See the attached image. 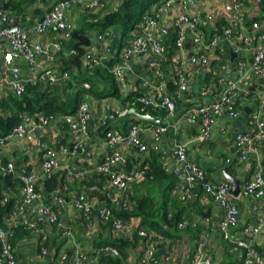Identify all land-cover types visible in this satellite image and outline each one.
<instances>
[{
    "label": "built area",
    "instance_id": "obj_1",
    "mask_svg": "<svg viewBox=\"0 0 264 264\" xmlns=\"http://www.w3.org/2000/svg\"><path fill=\"white\" fill-rule=\"evenodd\" d=\"M77 1L56 0L52 8L30 29L13 23L10 14L0 5V46L3 43L7 44L1 61L2 70L7 77L11 92L17 97H21L28 83H32L23 75L19 64L21 62L25 61L32 70L36 67L40 68V71L35 74L34 81L42 83L45 87L50 85L62 87L71 79L70 71L58 65L55 56L56 52L63 51L62 43H55L52 48L55 50L52 51L48 45L37 41L35 35L47 33L54 28L70 38L75 26L68 20L67 11ZM179 1L183 11L173 17L170 22L166 23L163 17L168 15V5L175 0H169L160 6H153L144 15L122 50L120 63L114 64L111 71L115 74L117 81L123 83L125 82L124 70L128 67L129 60L146 55L152 57L150 67L160 69L166 59L170 36L174 34L176 37L174 46L177 50L184 51L187 44L191 45L187 58L180 62L174 72L172 86L175 87V93L183 94L187 99L193 100L198 96L201 99L198 103L193 102L183 114L187 123L198 124L196 139L198 141L210 139L218 119H237L245 114L248 128L237 131L233 135L232 145L235 149L236 160L232 161L229 157L227 163L234 162L239 165L252 157L260 159L261 145L264 143V98L259 99L260 103L249 114L245 113L240 100L252 99L254 79H264V26L259 20H255L252 28L258 30L257 36L240 37V34L238 35L229 23L221 27L217 26L218 13L214 9L205 12H190V0ZM251 1L234 0L235 15L238 19H240V11ZM81 3L87 11H98L105 8L104 0H81ZM112 39L111 29L96 35V40L104 43V51L99 54L88 52L85 55V67L104 66V63L113 58ZM242 50L252 53L248 70H246L247 63L240 61ZM71 53L75 54V50H71ZM232 53L237 54L236 58L233 59ZM40 56L43 57L42 60H39ZM216 61H218L217 65ZM193 67L201 69L205 75L211 77L210 83H205L199 90L194 89L189 81L188 69ZM233 69L238 76L230 78L228 75ZM83 85L86 88L90 87L88 82ZM141 87L144 91L138 97L134 96L124 104L121 112H108L107 116L100 118L94 124L95 128L107 126L110 121H115L128 109L136 107L137 103H140L138 108L143 113L151 112L149 108L155 111L166 110L167 114L164 117L153 114L166 122V125H145L133 120L127 126V135H124L118 128H112L106 133V139L111 145L120 143L122 146L105 156L91 169L79 168L75 163L66 165L67 178L76 181L93 174L106 175L113 201L118 204L122 203L125 209H132L135 203L131 199L134 185L145 179L146 169L140 167L127 169L130 153L147 154L151 150L157 151L161 153L165 169L173 173L178 180L171 191L172 195L182 202H187L193 198L196 184L201 182L204 188L202 199L211 200L222 209L219 228L223 238L232 245V251L241 256L242 262L239 264H264V257L257 248V238L264 232V220L245 224L237 238H234L232 234L240 224L241 210L238 199L243 195L255 199L264 197V167H259L254 171L251 178L245 182L240 195L236 197L231 193L232 184L229 180L224 179L217 185L211 184L207 180L205 169L189 159L188 143L177 142L169 150L163 143L171 127L170 120L177 113L171 85L165 79L153 83L152 79L145 77ZM90 118V105L88 100H84L76 118L80 136L71 148L68 146L63 148V152L71 159L79 155L92 156L87 143V140L91 138ZM56 119L57 117L53 115L42 113L34 116L25 115L24 122L10 134L0 136V147H5L9 139L26 137L32 120H37L39 127L47 128ZM149 131L151 139L147 141L142 133ZM38 145L41 150L39 171L36 172L24 165L18 166L13 161L2 167L4 174L17 176L22 186L12 213L4 219V224L0 225V264H19L16 256L17 250L12 242L14 231L18 227H25L41 235L40 218L51 227L57 226L62 237L71 238L74 234L73 226L61 219L65 208V197L58 190L51 193L45 190V181L61 167L56 145L43 138L38 140ZM64 190L68 191V188L64 187ZM8 200L9 195L6 194L4 202ZM73 204L84 220L87 235L91 234L101 220L110 222L115 236H123L127 231L131 240L135 232L138 234L142 251L139 258L140 264H165L173 259L177 244L171 237L150 230L141 223L136 226V229H132L128 221L113 214L112 208L86 193H76L73 196ZM189 222L185 218L179 223V228L184 229ZM42 235L41 240L45 241L46 237ZM160 244L166 247L162 255L159 254ZM42 251L41 256H46L49 252L45 246L42 247ZM102 254L120 256L119 251L111 245L95 247L91 251L75 242L71 253H61L59 261L62 264H107L101 261ZM192 264H216L213 255L206 248V240L198 243Z\"/></svg>",
    "mask_w": 264,
    "mask_h": 264
},
{
    "label": "crops",
    "instance_id": "obj_2",
    "mask_svg": "<svg viewBox=\"0 0 264 264\" xmlns=\"http://www.w3.org/2000/svg\"><path fill=\"white\" fill-rule=\"evenodd\" d=\"M56 0H0V5L10 14L11 21L13 23L20 24L25 29H30L35 26L37 22L45 15L55 3ZM106 1L105 10L101 11H87L84 9L81 0L68 9L67 17L70 22L75 26V29L79 30L83 27H87L89 23L97 21L98 16H103L107 13L115 12L119 9L123 0H104ZM263 1V0H262ZM262 1L252 0L246 7L240 11V19L235 15L234 0H190L189 11L190 12H205L209 9H214L217 15V26L221 27L228 23L232 25L235 32L240 37L253 36L256 37L258 30L252 28V23L255 20H259L264 26V10L262 7ZM183 11L182 4L179 0H175L168 5V15L163 17L164 21L170 22L173 17L177 16ZM113 31V39L111 40L114 55L110 61H115L114 64H118L122 58V50L130 39L129 36L123 37L121 27H110ZM96 33L91 35V52L95 54L102 53L104 51V43L96 40L97 31H86L84 35L90 33ZM131 37V35H130ZM37 41L48 45L50 50L54 47V44L61 42L63 51L60 53L59 58H65L66 60L73 59L75 54L71 53L73 45L68 48L70 43L73 44L75 40L65 37L57 29L52 28L49 32L44 34H36ZM171 41V40H170ZM168 42L166 59L162 63L160 69L150 67L152 57L150 55L140 56L129 60L128 67L124 70L125 82H119L121 97H104L98 98L92 94H88L85 100H88L90 105L91 118L89 121L91 138L87 140L88 148L92 151L91 157H85L79 155L73 159L69 158L67 154L63 152V148L71 145L78 139L77 130L73 127V123L69 122V127L64 125V119L66 117L59 116L54 120L47 128L39 127V122L36 117L29 124V133L26 137L13 138L7 141L5 147H0V163L2 161L15 162L16 165L28 166L34 171L40 170L41 165V150L38 145L40 138L46 139L56 145L58 150V160L60 163L59 173H65V166L75 165L82 169H91L94 165L100 162L105 156L112 153L115 149L122 146L118 143L111 145L102 133L101 127L95 128V123L102 117L107 116L108 112H121L124 108V99L130 94L143 92L141 87L142 80L146 78L152 79L153 83H157L160 79H165L168 83H172L174 78V72L180 65L181 61L187 58L190 53L191 45L187 44L184 51L177 50L174 46V42ZM66 45V46H65ZM6 43L0 46V103L12 94L8 83L7 77L2 70V56L4 54ZM53 51V50H52ZM42 56L39 60H42ZM58 58V59H59ZM236 58V57H235ZM252 59V53L248 50L240 51V61L247 63L246 70H248ZM22 67V73L26 79H30V84L35 85V77L40 68L30 69L28 64L24 61L19 63ZM58 65H62L57 61ZM218 64V61L215 62ZM71 74L78 73L80 70L73 65H70ZM85 65L82 66V70ZM189 81L194 89L199 90L202 85L206 83L205 73L197 68L193 67L188 69ZM238 73L233 69L228 77H237ZM72 79V78H71ZM74 83V80L72 81ZM29 84V83H28ZM252 99L240 100L243 104V109L246 108L251 112L260 103L261 98H264V79H254ZM61 88V87H60ZM68 91H72L69 89ZM176 99H178L177 113L174 118L170 120L171 127L175 129V132L167 133L163 141L168 150L177 142L188 143L189 159L199 163L206 171L207 180L213 185L219 184L225 179L223 170L228 167L230 174L240 178L242 180L241 187L243 188L246 181H248L253 175L254 171L259 167H264V143L261 145L260 159L250 158L245 163L234 164L227 163V158H232V161L236 160L235 149L232 145L233 135L237 131H241L248 128L247 116L244 114L237 119L220 118L216 121L215 128L212 135L207 141H198L196 139L198 133L197 123H187L184 119V112L189 108L193 102H200V97L191 100L187 99L183 94L174 93ZM243 98V97H242ZM246 113V111H245ZM249 114V113H246ZM69 119H76L77 117L67 116ZM112 122V121H110ZM114 128H118L114 125ZM143 137L150 141V131L142 133ZM150 156L149 153L144 155H137L133 152L130 153L131 168H145L147 171L146 178L138 183L137 188L139 195L145 194L151 196L154 199L155 206H161L162 203L167 200L166 207L171 212L172 209L177 211H183V216H188L189 224L184 229H177L164 224V228H168L173 236L171 237L177 244V248L174 252V257L170 262L165 264H192L193 254L201 240H206V248L213 255L216 264H239L242 262L241 256L232 251L231 244L226 241L219 228V223L222 217V209L213 201H205L202 199L203 186H198L194 191L193 198L188 203H175L174 197L170 194L167 199L165 198L169 187L173 184V177L168 176L164 179L153 178L149 171L152 169L149 163H145L146 158ZM95 175V174H94ZM13 180L16 179L13 176ZM88 179V178H87ZM102 181L95 178L88 180V184H80L77 186L71 185L70 191L64 190L63 185L57 190L65 197V208L61 219L64 222L70 223L73 226V236L71 238L62 237L59 233L60 230L57 227H51L42 218L39 219V227L42 234L45 235L46 240L42 241V234L30 232L22 236L16 241V250L19 255V264H62L59 261L58 255L63 252L71 253L74 248V243L77 242L81 247L93 251L97 247L98 243H104L109 238H129L128 232H124L123 236H116L110 234L108 226L103 223H98L91 231L90 235H87L83 219L78 210L75 209L73 204V196L80 191L87 192L90 197H93L99 202L106 201L111 198L112 193L108 188L107 181L101 185ZM201 185V184H200ZM83 187V188H82ZM18 196L20 195L21 187L18 185L15 187ZM56 190V191H57ZM115 202V201H113ZM238 204L241 210L240 224L238 229L233 231V237L240 236L241 228L250 222H257L264 220V197L255 199L249 196H241L238 199ZM159 222H163V218L160 215H156L152 218ZM132 229H136V226L142 223V217L133 215L128 220ZM135 232V231H134ZM130 239V238H129ZM134 239V238H133ZM134 242V245L130 246L128 252L129 264H138V260L142 254L139 237ZM258 247L264 254V232L257 238ZM48 248L47 255L41 256L42 247ZM165 245L160 244V251L165 250ZM58 257V258H57Z\"/></svg>",
    "mask_w": 264,
    "mask_h": 264
},
{
    "label": "trees",
    "instance_id": "obj_3",
    "mask_svg": "<svg viewBox=\"0 0 264 264\" xmlns=\"http://www.w3.org/2000/svg\"><path fill=\"white\" fill-rule=\"evenodd\" d=\"M168 1L169 0H123L122 4L119 6V9L117 11L107 13L103 16H98L97 21L89 23L87 27H83L78 31L80 33H84L86 31L89 32L97 31L98 34H100V33H105L107 30L110 29V27L115 26V27H121L122 34L124 35L123 37L129 36L130 38L132 31L136 28L138 24L141 23L144 15L148 11H150L153 6L156 5L160 6L166 4ZM262 7L264 10V0L262 1ZM105 8H106V1H105ZM105 8H103L102 10H105ZM99 11L101 10H98V12ZM175 39H176L175 35L172 34L170 36L171 41L170 40L169 41L175 42ZM70 40L72 41V39ZM72 45H73V41L67 47L71 48ZM114 62L115 61H107L106 63H104V66H96L95 68L85 67L83 70L81 69L78 73H74V74L72 73L71 74L72 79H70L61 88L59 86H54V85L45 87V85H43L42 83H36L35 85L28 84L25 93L21 97H17L15 94L12 93L10 96H8L0 103V136H7L8 134H10L18 125L24 122L25 115L34 116L37 113H42L44 115H53L55 117L64 116L66 117L64 119V125L66 127L67 126L69 127L70 121L69 118H67V116L74 115L77 117L80 106L82 102L85 100L86 95L88 94H92L98 98H104L110 96L121 97L119 83L115 77V74L111 71ZM70 69L71 67L68 66L67 70L70 71ZM205 79H206V83H210L211 81L210 75H206ZM73 80L74 83L72 82ZM85 82H88L90 84L89 88H86L83 85ZM169 84L171 85L174 94L175 87L172 86V83ZM69 89H72V91H68ZM140 94H141L140 91H138L137 93L130 94L128 97L124 99V104L128 103L132 99V97L134 96L138 97ZM175 101L177 105L178 99L175 98ZM135 106L140 107V103H137ZM148 110H150L152 114L160 115L162 117H164L167 114L166 110L164 109L155 111L149 108ZM111 123L112 122H109L107 126H104L102 128L103 130L102 133L104 135H106V133L109 130L115 127ZM170 131L173 133L175 132V129L173 127H170L168 133H170ZM149 154L150 156L146 158L145 163L150 164V167L152 169L149 171V174L153 178L164 179L165 177L168 176H172L174 178L173 184L171 188L169 187L168 193L165 197L167 199V197H169L170 194L172 195L171 191L173 190L178 180L173 173L165 169L163 165L161 153L151 150ZM137 155H144V154H137ZM130 158L131 157H129L127 164V169L129 170L131 168ZM6 165H7V161L5 160L2 161V163H0V225L4 224V219L8 215H10V213H12L13 208L19 199V196L15 194V192L17 193L15 187L17 185L19 187L22 186V183L17 176H15L16 177L15 180H13L14 178L12 174H8L9 179L5 178V174L3 173L2 167ZM58 171L45 181V190L47 193L55 192L62 185L64 187H67L68 190L70 191L71 185L77 186L78 183H80L81 185L88 184V180L91 179L93 180L95 178L102 181L101 185L105 184L106 181L108 184V177L103 174L101 175L93 174L91 176L84 177L82 180L71 181L66 176V170L64 174L59 173ZM146 179L148 180L149 177ZM138 183L134 185L135 188L133 191V195L131 196V199L135 201V203H133L132 209H125L122 206V203L118 204L117 202H113L111 199L103 201V203H105L110 208H112V212L114 215L116 214L121 216L122 218H124L125 221H127L133 215L141 216L143 221L141 224L143 226H145L150 230L161 232L169 237H172L173 234L167 227L170 226L178 229L179 223L183 221L185 218H188V216L186 215L183 216L184 214L183 211L182 210L177 211L178 208L175 210L172 209L170 212L165 205L167 200H165L161 206H155L154 199L151 196L145 194H141V195L138 194L139 193L137 188ZM198 186H202V183L198 182L196 184V187L194 188V191ZM202 190L204 192V188ZM79 193L80 194L86 193V195H88L87 192H83V191H80ZM6 194L9 195V200L7 202H4ZM173 201H175V203L180 202L184 204L190 202L191 199L187 202H182L178 200L176 197H174ZM160 214L163 218V222L152 220L154 216ZM99 223H103L106 226H108L110 234H114V231L111 229L110 222H104L101 220V222ZM164 224L167 225L166 228H164ZM29 231L34 233L33 229H27L25 227H18L17 229H15L12 238V242L15 248H16V241L25 234L29 233ZM114 237L116 236L114 235ZM137 237L139 236L135 232L133 234V238H134L133 240H137ZM109 239L110 240L104 243H98L97 247L103 245L114 246L119 251L120 256L113 257L102 254L101 261L107 264H129L127 260L128 259L127 250L130 246L134 245V242L131 241L129 238H124V237L114 238V239L109 238ZM257 248L264 257L262 250L259 247ZM165 251L166 248L164 251L159 250V254L162 255ZM16 256L18 263H20L18 253ZM139 261L140 260H138V264H140Z\"/></svg>",
    "mask_w": 264,
    "mask_h": 264
},
{
    "label": "water",
    "instance_id": "obj_4",
    "mask_svg": "<svg viewBox=\"0 0 264 264\" xmlns=\"http://www.w3.org/2000/svg\"><path fill=\"white\" fill-rule=\"evenodd\" d=\"M44 16V15H43ZM43 18V17H42ZM96 33H90L89 35L81 34L78 30H74L70 39L75 40L76 42L73 44V50H75V56L73 59L66 60L65 58H59L60 53L56 52L55 56L57 57V61L61 63L64 69H67L68 66L73 65L76 66L79 70L82 69V66L85 65V55L90 52L91 47V35H95ZM55 50V49H53ZM5 53V51H4ZM237 56L236 53H232L233 59ZM59 58V59H58ZM253 90V88H252ZM246 113H252L245 109ZM133 119L142 122L145 125H161L165 126L166 122H164L160 117H156L152 114V112L143 113L140 111L138 107H132L128 109L124 114L118 116V118L113 121L111 124L117 125L118 129L124 134L127 135V126L129 122L133 121ZM70 122L73 123V127L77 130L78 136H80L79 124L77 120L69 119ZM264 163V161H263ZM225 179L229 180L232 184L231 193L236 197L240 195L242 190V180L237 178L236 176L230 174L229 168L226 167L224 170ZM5 178L9 179V175L5 174Z\"/></svg>",
    "mask_w": 264,
    "mask_h": 264
},
{
    "label": "rangeland",
    "instance_id": "obj_5",
    "mask_svg": "<svg viewBox=\"0 0 264 264\" xmlns=\"http://www.w3.org/2000/svg\"><path fill=\"white\" fill-rule=\"evenodd\" d=\"M209 140V139H208Z\"/></svg>",
    "mask_w": 264,
    "mask_h": 264
}]
</instances>
